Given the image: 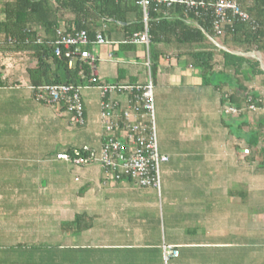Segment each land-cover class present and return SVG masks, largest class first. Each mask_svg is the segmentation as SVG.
I'll return each instance as SVG.
<instances>
[{"label": "crops", "instance_id": "crops-1", "mask_svg": "<svg viewBox=\"0 0 264 264\" xmlns=\"http://www.w3.org/2000/svg\"><path fill=\"white\" fill-rule=\"evenodd\" d=\"M105 32L111 44L85 48L96 58L92 75L108 84H144L146 47L123 44L115 26ZM165 50L153 92L158 148L168 157L159 191L114 182L98 163L78 167L57 159L83 146L100 151L99 90L81 91L80 126L64 106L37 99L27 74L35 62L26 53L0 50V74L8 82L0 87V264L264 263V254L244 259L242 250L244 233L264 243L261 216L246 222L250 207L227 189L230 181L243 187L246 153L229 129L237 117L224 113L229 91L202 85L188 46ZM246 172L260 183L264 178ZM80 215L91 228L76 230ZM166 246L179 256L165 262Z\"/></svg>", "mask_w": 264, "mask_h": 264}, {"label": "trees", "instance_id": "trees-1", "mask_svg": "<svg viewBox=\"0 0 264 264\" xmlns=\"http://www.w3.org/2000/svg\"><path fill=\"white\" fill-rule=\"evenodd\" d=\"M197 1L212 5L217 0ZM136 2L1 0L0 50L11 54L26 53L35 62V66L27 68L28 78L35 87H84L91 79L90 67L79 61L69 67L70 59L66 58L64 50L61 55H55L57 30H62L65 35L85 31L93 43L97 32L105 37L106 29L112 25L123 33L126 40L144 29L143 13ZM237 3L249 20H233L222 28L221 35L215 33L214 10L211 7L195 12L179 4L171 7L152 4L148 17L150 41L146 52L149 55L151 76L155 81L160 61L168 54L166 47L178 49L188 46V57L192 66L198 69L202 85L229 91L224 96L225 104L237 111L236 114H228L237 117L236 126L233 121L229 129L242 140L243 151L246 152L242 166L244 173L249 170L264 175V98L261 93L264 90V72L256 59L231 53H259L264 59V0H237ZM11 40L15 42L9 43ZM213 42L226 51L219 49ZM7 84L0 74V87ZM254 114L258 116L253 122ZM252 124L256 127L251 128ZM247 191L240 187L228 193L241 196L246 205L249 201ZM257 205L264 203L259 201ZM75 226L76 230H87L91 228V220L86 216H77ZM262 242L259 238L257 243H253L256 250L244 252V259L263 255Z\"/></svg>", "mask_w": 264, "mask_h": 264}, {"label": "built area", "instance_id": "built-area-1", "mask_svg": "<svg viewBox=\"0 0 264 264\" xmlns=\"http://www.w3.org/2000/svg\"><path fill=\"white\" fill-rule=\"evenodd\" d=\"M136 4L143 13L144 29L124 40L123 44L145 46L148 49V17L152 4L171 7L179 4L189 11H201L209 7L214 10V30L217 35L222 34V28L230 25L233 20L248 21L249 16L242 12L237 0H217L210 5L197 0H137ZM14 40L9 43H14ZM85 31L74 35H65L57 30L55 55L62 50L69 58V67L79 61L90 67L91 79L84 87L67 85L35 87L37 99L50 104L65 107L71 115L73 123L80 126L85 124L84 106L81 91L95 87L100 93V119L103 126L102 147L96 152L87 146L73 149L71 153H61L57 159L71 162L75 166L85 167L98 163L105 177L120 182L131 180L141 188H153L157 191L161 187L160 166L168 161L158 148V137L155 123L154 81L150 71V60L146 54L145 67L147 80L144 84H108L98 80L94 75L96 58L85 48L91 44ZM97 45L111 44L101 32H97L94 42ZM93 74V75H92ZM252 111H255L251 107ZM225 114H236L233 107L224 108ZM178 257V251L172 246L164 247L163 258L167 262Z\"/></svg>", "mask_w": 264, "mask_h": 264}, {"label": "rangeland", "instance_id": "rangeland-1", "mask_svg": "<svg viewBox=\"0 0 264 264\" xmlns=\"http://www.w3.org/2000/svg\"><path fill=\"white\" fill-rule=\"evenodd\" d=\"M263 94V98H264V90L262 91ZM264 111V110H263ZM256 113V112H254ZM258 116V115H257ZM256 114H254L253 118H252V121L254 122L253 119H256L257 118ZM225 117V116H224ZM252 122V123H253ZM155 123H156V114H155ZM166 124L169 128V126H172V122L171 120H167L166 121ZM198 125V123H196V126ZM215 125H216V122H215ZM253 126L251 128H255L256 126L254 124H252ZM245 130H249V128H246ZM205 140V138H204ZM218 172L217 169L213 170V173H216ZM229 172L231 174H235L237 172V170L235 169H230ZM250 173H243V176L244 177V182H243V187L246 188L248 191V196H249V201L247 202V204L245 205L246 207H250L248 210H246L247 212H244L245 216H246V222H254L256 220H254L252 218V214L254 215L255 213L260 214L261 218H259V222L260 224L262 225L264 223V205H261V206H258L257 203L260 201L261 203H264V178L262 179V182L260 183V179L257 177L255 178H252L249 176ZM228 185V183H227ZM230 186V187H229ZM238 190L240 189V187L238 186V184L235 182V181H230V184L228 185L227 189L229 190ZM251 196V198H250ZM258 197V200L257 201H253L252 200L254 198ZM261 197V198H259ZM254 205H256V207H254ZM257 209V210H255ZM251 215V216H250ZM252 239V241H250ZM253 241H258V238H256L255 240H253V237L252 235H249V234H245L244 233V239H243V242H245L243 244V247H242V250L243 252H248V251H255L256 248L253 247V245H247V243L249 242H253ZM251 244V243H249ZM261 253H264V251H262Z\"/></svg>", "mask_w": 264, "mask_h": 264}, {"label": "water", "instance_id": "water-1", "mask_svg": "<svg viewBox=\"0 0 264 264\" xmlns=\"http://www.w3.org/2000/svg\"><path fill=\"white\" fill-rule=\"evenodd\" d=\"M208 38H209V37H208ZM209 39H210V38H209ZM210 40H211V39H210ZM211 41H212V40H211ZM213 43H214L216 46H218L215 42H213ZM218 47H219V46H218ZM219 48H221V47H219ZM221 49L226 51V49H224V48H221ZM231 53L236 54V55H239V56H246V57H251V58L256 59V60L259 61V63H260L261 70L264 72V61H262V59H261L259 53H251V54H246V55L240 54V53H238V52H231Z\"/></svg>", "mask_w": 264, "mask_h": 264}]
</instances>
